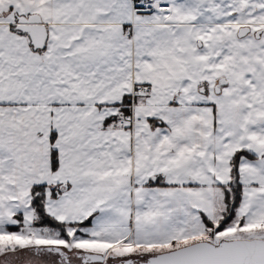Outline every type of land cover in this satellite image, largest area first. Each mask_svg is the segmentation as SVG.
Masks as SVG:
<instances>
[{"label": "snow or ice", "instance_id": "obj_1", "mask_svg": "<svg viewBox=\"0 0 264 264\" xmlns=\"http://www.w3.org/2000/svg\"><path fill=\"white\" fill-rule=\"evenodd\" d=\"M0 264H264V0H0Z\"/></svg>", "mask_w": 264, "mask_h": 264}]
</instances>
